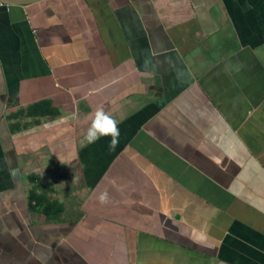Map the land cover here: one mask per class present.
Here are the masks:
<instances>
[{"label": "crops", "instance_id": "crops-1", "mask_svg": "<svg viewBox=\"0 0 264 264\" xmlns=\"http://www.w3.org/2000/svg\"><path fill=\"white\" fill-rule=\"evenodd\" d=\"M0 264H264V0L1 4Z\"/></svg>", "mask_w": 264, "mask_h": 264}, {"label": "clouds", "instance_id": "clouds-1", "mask_svg": "<svg viewBox=\"0 0 264 264\" xmlns=\"http://www.w3.org/2000/svg\"><path fill=\"white\" fill-rule=\"evenodd\" d=\"M102 137H111L109 149L114 151L119 144L120 129L116 119L105 112L103 108H97L85 133L84 140L87 144H93ZM98 199L101 204L107 203L108 193L106 191L101 193Z\"/></svg>", "mask_w": 264, "mask_h": 264}, {"label": "trees", "instance_id": "trees-1", "mask_svg": "<svg viewBox=\"0 0 264 264\" xmlns=\"http://www.w3.org/2000/svg\"><path fill=\"white\" fill-rule=\"evenodd\" d=\"M31 179H32V177H31ZM33 202H35V204L38 205V206H44L45 205V207L41 208V211H44L47 214H48V212L50 213L51 204L46 205L45 204V198L43 196H39V195H36L34 192H32V193L30 192L29 193V205H30V208H33V206H32Z\"/></svg>", "mask_w": 264, "mask_h": 264}, {"label": "water", "instance_id": "water-1", "mask_svg": "<svg viewBox=\"0 0 264 264\" xmlns=\"http://www.w3.org/2000/svg\"><path fill=\"white\" fill-rule=\"evenodd\" d=\"M39 1L41 0H0L5 5H29Z\"/></svg>", "mask_w": 264, "mask_h": 264}, {"label": "built area", "instance_id": "built-area-1", "mask_svg": "<svg viewBox=\"0 0 264 264\" xmlns=\"http://www.w3.org/2000/svg\"><path fill=\"white\" fill-rule=\"evenodd\" d=\"M2 3L0 2V5H1Z\"/></svg>", "mask_w": 264, "mask_h": 264}]
</instances>
